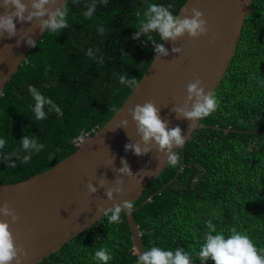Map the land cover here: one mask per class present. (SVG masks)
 Here are the masks:
<instances>
[{"label":"trees","instance_id":"16d2710c","mask_svg":"<svg viewBox=\"0 0 264 264\" xmlns=\"http://www.w3.org/2000/svg\"><path fill=\"white\" fill-rule=\"evenodd\" d=\"M93 0H67L69 27L59 35L45 31L22 61L0 95V183H14L38 174L77 149L81 135L92 134L121 106L133 88L119 83V74L139 81L154 57L145 35L134 39L149 4L172 3L177 15L185 0H95L97 10L86 19L85 5ZM103 25L101 36L97 27ZM152 35L161 43L156 33ZM99 48L105 63L90 59L87 49ZM35 85L62 109L36 120ZM219 107L200 120L179 149L181 163L168 165L135 199L132 211L144 250L153 246L182 247L201 264L196 253L204 243L209 220L225 237L235 227L264 248V0H253L237 48L214 91ZM34 135L44 144L39 154L15 168L4 155L23 152L20 140ZM15 159V157H13ZM121 223L97 220L36 264H100L95 250L106 247L109 264H136L125 214ZM215 234V233H214ZM206 264H214L207 261Z\"/></svg>","mask_w":264,"mask_h":264},{"label":"water","instance_id":"95a60500","mask_svg":"<svg viewBox=\"0 0 264 264\" xmlns=\"http://www.w3.org/2000/svg\"><path fill=\"white\" fill-rule=\"evenodd\" d=\"M253 0H185L177 15H185L182 9L198 7L208 20V33L197 39L185 34L175 42L182 52L171 51V41L161 43L168 49L169 55L151 60L140 78V84L132 89L121 106L100 128L83 137L77 149L48 169L14 182L0 183V204L7 201L16 209L20 219L10 227L17 243H23L27 256L22 264H36L44 257L60 248L71 238L89 228L103 214L97 212L98 206L105 209L124 200H135L150 184L152 179L166 166V157L152 146V153L137 156L133 151H125V144L140 140L136 124L128 114L135 104L153 101L160 108L161 118L168 121L169 128L179 125L186 141L197 125L190 131L187 119H177L171 112L173 105L182 104L187 95V84L198 75L205 91H215L234 55L241 30ZM3 11V9H0ZM35 27L36 21L34 20ZM17 36L0 38V95L6 82L22 61L27 59L32 48L23 40L17 45L20 31L31 27L30 22L16 21ZM42 32L36 28L30 35L36 40ZM213 37L215 39H213ZM211 41V42H210ZM8 45H12L9 47ZM155 56V54H154ZM129 121L127 129L116 128L122 119ZM207 126V125H206ZM116 128L115 130H112ZM185 141V143H186ZM185 145V144H184ZM183 145V147H184ZM181 148H174L178 151ZM114 160V165L112 161ZM121 158H125L135 174L140 169H153L151 176L124 177L123 191L108 200L105 189L115 184L116 172L113 168L122 167ZM157 160H163L157 168ZM113 167V168H112ZM101 176L107 178L104 188L90 194L89 182L98 184ZM130 230L133 249L139 255L144 248L141 234L133 214L124 212ZM0 219H5L0 217ZM15 264V262H13Z\"/></svg>","mask_w":264,"mask_h":264},{"label":"clouds","instance_id":"9594fccd","mask_svg":"<svg viewBox=\"0 0 264 264\" xmlns=\"http://www.w3.org/2000/svg\"><path fill=\"white\" fill-rule=\"evenodd\" d=\"M78 3V0H73ZM105 6L108 0H101ZM174 7L172 3L164 4H149L144 12L143 18L139 21L137 32L134 34V39L145 35L148 41H151L155 59L166 57L169 55L168 49L162 43H157V39L152 35L156 33L161 41H171V51L173 53L182 52V48L176 45L178 38L185 34L192 39H197L208 33V20L204 13L195 6L183 8L185 15L181 18L173 14L171 9ZM86 10L83 16L86 19H92L97 5L95 0L92 3L85 5ZM0 38L5 35L7 38L17 36L18 29L16 21L21 23L30 22L31 27L20 31L17 45L21 40L27 45L36 47L37 42L31 33L36 28L42 32L59 35L60 30L69 27L68 15L69 7L67 0H0ZM36 21L35 27L33 21ZM98 33L103 36L106 32L105 27L101 24L97 27ZM213 39H215L213 37ZM211 42V41H210ZM12 47V45H8ZM100 49L95 50L91 47L87 49L86 55L100 64L105 63L103 55L97 57ZM5 57H0L3 61ZM4 76L0 73V79ZM119 83L126 85L129 88L136 89L140 81L135 77H128L125 73L119 74ZM27 91L30 93L35 103L32 107V112L36 120L47 118L48 112L54 111L58 115H63L62 109L58 107L50 98L41 94L35 85H29ZM48 106V112L45 111V106ZM219 107V101L215 93L211 90L205 91L202 86V80L197 75L194 80L187 84V95L182 104L173 105L171 112L175 113L177 119H187L190 121L188 128L191 131L198 121L211 115ZM128 114L136 124L137 134L140 140L125 144V151H133L137 156H143L152 153V146L157 147L159 153L166 157V165L169 167H179L181 163V155L179 151H173L174 148H181L185 144L186 136L179 125L169 128L168 121L161 118L160 108L151 101H145L143 104H135L128 109ZM129 121L125 118L119 121L116 128L123 127L127 129ZM202 126V125H201ZM116 128L112 129L115 130ZM89 135L85 133L83 137ZM77 142V144H78ZM8 141L0 138V149H4ZM20 144L25 155L21 157L18 151L14 150L3 159L7 162L8 168H15L17 161L22 164L28 163L33 154H39L44 149V144L38 141L34 135L26 134ZM85 144V143H83ZM15 157V159H13ZM114 160L111 162L114 165ZM157 168L163 163V160H157ZM122 167L113 168L116 172L115 184L112 187L105 189V195L108 200H113L115 195L120 194L124 187V177H144L151 176L153 169H140L137 173H133L128 161L121 158ZM107 178L101 176L98 184L94 185L89 182L87 190L90 194H95L100 188H104ZM134 208L133 200H124L115 203L114 206L105 209L103 206L97 207V212L102 213L103 217L107 218L108 224L121 223V214L127 212L131 214ZM0 264H22L27 256V250L23 243H17L13 230L10 227L15 225L20 219L16 209L10 206L5 201L0 204ZM206 233L204 235V243L200 246L196 253L201 264H206L207 261H213L214 264H264V248H257L252 238L245 232L238 231L235 227L230 230V235L225 237L223 231L217 232L216 225L212 220L206 223ZM215 233V234H214ZM93 259L100 264H109L113 259L112 254L106 247H101L95 250ZM136 264H193L192 256L184 248L178 247L175 250L164 249L158 246H153L150 249L140 253L136 259Z\"/></svg>","mask_w":264,"mask_h":264}]
</instances>
